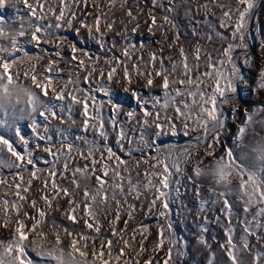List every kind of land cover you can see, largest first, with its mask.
Listing matches in <instances>:
<instances>
[{
  "label": "snow or ice",
  "instance_id": "1",
  "mask_svg": "<svg viewBox=\"0 0 264 264\" xmlns=\"http://www.w3.org/2000/svg\"><path fill=\"white\" fill-rule=\"evenodd\" d=\"M112 2L114 3V0ZM151 4L153 8H165L167 13L176 11V0H168V6L161 3V0H151ZM6 5L15 9L16 12H20L22 6L26 10V15L18 17V28L7 25L4 16L0 15V112L4 116L0 119V128L14 129L16 137L23 145V152L17 150L15 141L0 134V168L17 169L15 176L19 177L18 180L14 178L11 183L0 178V185L6 186L9 191H14L15 197L13 199L7 196L0 197V227L11 229L8 239H0V264H37L33 254L43 259L46 264H140V261L129 251L135 240L136 229H133V235L125 238L128 220H124V228H117L116 225L122 218V211L127 213L129 219L134 218L136 205L130 203V200H140L141 196L146 197L149 194L152 199L148 202L147 211L151 213L159 202L158 215L166 221V225L158 226V239L153 251L163 250L165 243L169 247L163 261L153 262L152 258H149L144 261V264H179V258L187 254L186 241L184 245H181L180 238L173 230L170 205L175 203L181 195L180 184L185 179L186 171L182 163H186L194 155L193 148L200 147L205 148L204 156L215 158L203 168L200 167L204 163L203 159L198 160L193 167V174L186 178L196 184L195 194L200 197L201 186L196 182L202 176L211 177L214 186H210L208 190L215 196L211 204H222L221 211L226 217L223 223L225 239L219 245L222 253L219 260L217 252L212 249L205 235L208 232L207 217L197 226L199 230L197 242L208 250L206 264H247L243 259L245 254L252 255L251 264H261L264 260V243H262L264 242V136H261L251 146L244 144V138L249 129H254L256 124L264 125V120L256 119L264 113V104L258 105L251 112L247 108L243 109V123L238 124L233 137L236 148H247L248 152L241 151V155L237 157L235 149L225 147L222 155L218 157L215 155V145L223 146L221 138L227 135V121L229 118L233 121L239 119L237 107H233L230 113L225 109V105L238 101V85L244 79L232 54L237 47L247 49V33L251 22L255 19L258 0H236L234 5L221 3L220 0H207L206 3L196 5L197 11L203 10L205 13L204 23L207 22L208 15L212 13L213 8H220L222 15L219 18V26L232 29L231 39L220 56L213 59L211 54H206L208 58L205 64L210 71H199L202 54L199 44L192 53L193 63L189 62V54L182 45L179 47L180 59L178 61L173 60L172 57L167 58L171 61L170 66L166 65L165 59L158 57L156 52L151 53L145 66L150 65L152 70L146 73L138 70L139 75L146 76L144 86L149 89L156 86L154 85L155 78H162L158 87L163 91V99L153 96L151 110L148 108L149 99L142 98L138 91L131 89L130 72L127 67L124 68L123 78L126 81L124 91H132L143 115L142 121H138L142 125L139 141L129 139L123 126L116 131L117 146L126 154L127 159L117 155L107 143L109 133L100 115L103 105L93 103L95 115L88 117V102L94 101L95 97L89 91H84L82 97L75 95L74 93L82 91L78 86L74 87L71 92L68 91V84H79V75L74 79L70 78L63 85H60L59 80L54 84V78L49 73L58 74L63 71L58 67V61L49 58L43 69L37 71V65L31 63L32 57L28 55L24 47L25 43H34L36 46H40L42 42L52 43L57 48L55 56L62 58L60 49L65 46L68 37L59 36L58 43L53 37L65 28L72 29L74 24H79V27L74 29L77 36L82 34V29H87L88 38L95 40L103 47L102 34L93 35V29L88 24V16L91 12L85 11L87 0H72L71 4L66 0H43V2L42 0H0V9H5ZM77 9L83 12L82 17L77 15ZM96 10L99 11L98 6ZM185 14L191 15V8L187 9ZM127 15L133 20L136 19L131 9H128ZM148 16L151 21L149 26V31H151L158 22L154 12L149 11ZM100 21L101 16L97 15L95 18L96 33H101ZM163 21L177 27L168 15H164ZM114 23L107 24L109 31L113 29ZM195 23H202V21L197 20ZM133 31L136 29L134 28ZM192 31L194 35L199 34L195 25ZM216 35L222 41L229 39L220 32H216ZM24 37L28 39L22 43L21 38ZM211 39L212 37L209 36V40ZM179 40L180 34L177 32L172 46L178 44ZM236 40H239V43H233ZM67 47L70 51V58L67 62L78 61L77 66L86 72L84 82H89L97 69L96 67L87 68L86 63L91 60L93 64H96L99 58L92 57L87 51L78 48L77 43H68ZM261 47L264 49V42ZM78 52H82L83 56H78ZM18 53H23L29 63V68L23 73L12 71L17 64ZM122 55L130 59L127 47ZM106 63H111V61H106ZM247 63L249 61L246 59L245 64ZM99 71L103 77V69ZM116 71V66H112L107 75L109 81L113 79ZM22 76L30 80V84L20 83ZM34 89H38L39 92ZM98 90L104 92L105 95H110L107 88L100 87ZM255 90L257 94L264 90V69L259 71ZM41 95L48 97V101L42 99ZM22 98L27 107L17 110L16 105L21 103ZM13 99L15 104L12 103ZM52 100H68L69 115L74 105H82L84 115L88 117L84 121V128L87 130L90 126L98 131L99 137L104 141L103 149L97 141L87 139L84 140L86 155L83 150L71 143L58 147L55 152L51 145L42 146L39 143L30 149V142L21 135L17 121L26 115L31 120V127L35 132L39 127L35 119L37 113L45 120L59 118L54 109L60 107V111L63 112L65 108L52 104L50 102ZM108 103L111 104L114 113L119 114L121 105L113 103L111 99ZM9 106L12 109L11 119H9ZM169 108L173 109L175 116L167 114ZM17 111L20 113L19 116L16 115ZM162 112L164 113L163 119H161ZM135 115L133 111L127 113L129 119L135 118ZM177 118L181 120L185 135H189L190 131L200 132L202 130V134L195 136L194 143L178 150L173 145L161 147L154 141L149 142L145 134L147 128L154 127L157 130L154 135L157 137L163 134L165 126L175 134L177 129L174 120ZM89 120L95 122L89 125ZM61 122L63 123V120ZM117 123L113 117L111 119L113 130H116ZM209 136L212 137L211 143H208ZM37 138L47 141L52 139L50 136L40 135L39 132H37ZM125 142L127 147H125ZM74 149L83 159L90 160L91 164L70 169L68 158ZM146 149L153 150L154 155H145ZM37 150L47 153L53 159L49 161L44 157L35 156L34 153ZM97 153H99L98 156ZM134 153H140V157H136ZM249 154L254 163L251 165L242 163L248 159ZM62 156L64 160L61 169L58 168V164ZM40 160H43L49 167L46 169L38 167ZM149 161L153 162L149 163ZM28 166H31L30 178L24 181L21 173L28 171ZM44 171L48 172V176L44 178L43 184L37 191L43 193L39 199L43 200L47 207L37 208V199L29 201L27 196L21 193H29L32 190L33 179H39L37 174ZM69 172L70 175H67ZM133 172L136 173L135 177H133ZM178 174L180 179H174ZM57 175L61 180H68L69 183L67 185L58 183ZM93 177L95 185L91 183ZM234 181H236L235 187ZM49 187L54 195L46 192ZM81 188H83L82 194ZM231 196H235L236 201L230 200ZM58 198H67V204L63 209L59 205ZM54 200L57 201L56 207H53ZM181 203L183 204L182 201ZM208 204V199L201 198L199 212H204ZM29 208L33 211L30 212ZM238 208L239 211H237ZM54 211H61L64 219L57 220L53 217L51 213ZM113 211L115 212L114 218L109 221L107 230L102 232L101 215L107 216ZM233 216L237 217L235 221ZM64 220L70 222V225ZM81 222L83 227H76ZM216 222L221 223L220 216L216 217ZM141 227L144 231H148L146 225H141ZM237 227L241 229L238 239L236 238ZM253 238L257 244H260V247L252 245ZM212 239L215 240L216 237L213 236ZM138 244L139 250L136 251V256L142 255L147 250L143 240ZM116 248L119 249L118 252L113 251Z\"/></svg>",
  "mask_w": 264,
  "mask_h": 264
},
{
  "label": "rangeland",
  "instance_id": "2",
  "mask_svg": "<svg viewBox=\"0 0 264 264\" xmlns=\"http://www.w3.org/2000/svg\"><path fill=\"white\" fill-rule=\"evenodd\" d=\"M43 2V0H42ZM67 3L71 4L72 0H66ZM207 0H176V11L172 13L165 12V8H153L151 4V0H87V7L85 11L91 12V15L88 16V20L94 22L93 31H95V18L97 15L101 16L100 28L102 39L104 40V46L101 47L96 43L95 40L91 41V45H87L84 47L83 45L81 49L87 51L89 55L92 57H98L99 60L96 64H93L91 60L87 61L86 67L92 68L96 67L97 71L92 74L89 82H84V76L86 72L80 69L78 65V61H72L68 63L67 61L70 58V51L67 47L68 43H74L75 34L74 29L79 27V24H74L72 29H63L58 32L53 39H57L59 36H67L68 41L65 43V46L60 49L62 51V58L58 57V67L63 69L62 72L49 73L54 78V84L57 80H59L60 85H63L64 82L68 81L70 78L74 79L77 75H79V84H68V91L73 90L74 87L85 86V84L99 86L101 80H105V75H107L112 66H116L117 71L113 76V79L107 84L106 87L109 90L110 95H105L104 92L99 91L98 88H95L92 91H89L92 96L95 97L94 101H89V109H88V117L95 115V109L92 107L93 103L100 105L103 107L100 109V115L103 117L105 122V129L109 133L108 137V145L113 148V150L117 153V155L122 158L127 159V156L124 152L120 151L119 147L116 143V131L119 130L121 126L125 128V131L128 133V138L133 139L135 141H139L140 138V128L141 124L138 121H142L143 115L140 106L136 102V98L132 95V91L125 92L124 88L126 87V81L123 78L124 68L127 67L130 72L131 89L138 91L140 96L145 99H149L150 103L148 105L149 110H151V98L153 96L160 97L163 99V91L158 87V85L162 82V78L157 77L154 80L155 87L149 89L145 87L146 84V76H141L138 74L139 72H148L151 71V66L146 67V63L149 59L151 53L156 52L158 57H163L165 59V64L170 66L171 61L167 58L172 57L173 60H179V47L182 45L189 54V62L193 63L192 53L197 44H199L202 48V54L200 59V72L210 71L206 67L205 61L207 60L206 54H211L213 59L220 56L223 52V49L228 46V42L231 39L230 33L232 31L231 28H221L220 17L222 15V10L220 8H213L212 13H209L207 22L204 23L205 13L203 10H196L197 4L206 3ZM221 3H231L235 4L236 0H220ZM165 6H168V0H161ZM123 5V8H121ZM58 6V5H57ZM99 8V11L96 8ZM83 7V6H81ZM191 8V15H186V10ZM128 9H131L133 12V16L136 17L133 20L131 17L127 15ZM149 11L154 12L157 19V25L149 31L150 19L148 16ZM13 12V13H12ZM21 13V14H20ZM24 13V14H23ZM214 13V14H213ZM0 15H3L7 25L12 27H19L18 17L20 15H26V10L21 6V11L16 12L15 9H12L10 6L6 5L5 9H0ZM77 15L83 16V12L77 9ZM164 15H168L173 22L177 25V27H173L171 24H166L163 21ZM194 17V19H193ZM202 21V23H195V21ZM147 21V22H146ZM114 23V27L111 31L107 29L108 23ZM123 22V23H121ZM16 23V24H15ZM47 23V21H45ZM139 25V27H137ZM195 25L198 35L193 34V26ZM136 31H133V29ZM105 32V34L102 33ZM153 33L151 35V39L148 41L147 34ZM179 32L180 40L178 44L173 45V41L175 39V34ZM216 32L223 33L225 37L229 39L221 40ZM117 33H121L118 35ZM100 33L93 32V35H101ZM74 38H73V37ZM141 36V37H140ZM144 36V37H143ZM209 36L212 37L209 40ZM146 38L145 40H141L139 38ZM86 38V35H85ZM85 38L83 40H85ZM28 37L21 38V42L26 41ZM142 42H141V41ZM73 41V42H72ZM79 43L82 41L79 40ZM86 42V41H85ZM145 44H144V43ZM264 42V0H258V7L255 9V19L253 20L252 26H250L249 31L247 33V49L243 47L235 48L233 52V59L235 61V57L239 51L238 63L239 66L242 67L240 69L241 75L244 77L243 80L239 82L238 85V101L234 102L230 105H225V109L227 112H231L233 107L238 108V116L239 119L233 121L231 118L227 121V135L222 136L223 146L221 144L215 145L216 148V157L223 154L225 147H232L235 149L236 156L239 157L241 155V151L248 152V149H237L236 145L233 143V137L236 134L238 124L243 123V109L247 108L250 112L260 104H264V90H261L258 94L255 90V83L258 79V74L261 69H264V49H262L261 44ZM233 43H239V40L233 41ZM45 43H41L40 46H36L34 43L32 44H24L25 50L27 53L35 51L37 48L44 47ZM134 46V47H133ZM248 46L250 49L248 50ZM128 48L130 53V59L122 55L125 48ZM31 50V51H30ZM23 55V53H18L17 57ZM37 55V54H34ZM78 56H83L82 52L77 53ZM16 57V58H17ZM56 57V56H55ZM36 59V58H35ZM248 60L249 63L245 64V60ZM36 61V60H35ZM31 60V63L35 62ZM106 61H111V63H106ZM48 63V60L42 58L35 62L37 65V71L43 69V67ZM237 64V63H236ZM138 66V68L136 67ZM158 66V65H157ZM17 68V69H16ZM103 69L104 76L101 77L100 69ZM20 67H14L12 71H19ZM20 83L22 84H30V80H26L21 77ZM211 83V81H209ZM105 82L101 84L104 87ZM105 88V87H104ZM39 92L38 89H34ZM59 90V88L57 89ZM78 96H83V92H80ZM41 98L45 100L48 97H44L41 95ZM112 100L113 103L121 105V109L119 114L114 113L112 110L111 104L108 103L109 100ZM46 101V100H45ZM54 105H60L65 108V111L61 112L60 107H56L54 110L57 112L58 117L56 119L45 120L44 117H41L38 113L35 115V119L39 127L34 132L31 127V120L25 115L23 119H19L17 124L21 130V135L30 142V149L34 147L36 143L44 145H51L53 151L55 152L58 147L62 145H66L68 143L73 144L75 147L80 148L84 151L85 155L87 154V149L84 143V140L88 141H97L101 149H103L104 141L99 137L98 131L93 130L90 126L87 130L83 129V121L88 119L84 115L83 106L82 105H74L69 115L67 111L68 100L65 101H50ZM15 104V100L12 101ZM57 103V104H56ZM91 106V107H90ZM27 107L24 99L19 105H16L17 110L19 108ZM81 108L79 111L78 109ZM9 119L12 116V109L9 106ZM129 111L135 112V118L129 119L127 117V113ZM81 112V113H80ZM167 114L169 116H175L172 108L168 109ZM16 115L19 116L20 113L17 111ZM164 113H161V119H163ZM115 117L117 120L116 130H113L111 126V119ZM3 113L0 112V119H3ZM151 120V117H149ZM257 120H264V113H261L256 118ZM63 120V123L61 122ZM68 121V122H67ZM74 121V122H73ZM178 123H181L179 118L175 119ZM174 121V123H175ZM72 122V123H71ZM95 121L89 120V125L94 123ZM191 123V121H189ZM73 124V125H72ZM81 127V128H80ZM163 137L167 134L168 138H164L165 140L160 142L161 147H165L168 145L176 146L178 150H182L185 146L190 143H194L195 136L197 134H202V130L200 132H191L189 135H185L184 127L181 130H177L175 134L168 130L167 126H165ZM45 128H47V132H45ZM152 128V130H150ZM154 127H149L146 129V136L149 142H152V137L154 136V131H157ZM168 132H165L167 131ZM37 132L40 135L50 136L51 141L47 140H38ZM0 134H3L6 138H10L15 141V147L17 150L23 152V145L19 141V138L16 137L14 129L9 130L7 128H0ZM161 135V136H162ZM261 136H264V125L256 124L254 129H249L245 138V145H254L257 140L260 139ZM162 137V138H163ZM179 139H178V138ZM160 138V137H159ZM174 139V140H173ZM175 142V143H174ZM190 142V143H187ZM212 142V137L209 136L208 143ZM159 144V142H158ZM127 143L125 142V147H127ZM65 152L67 151L66 147L64 148ZM194 155L191 159L187 160L186 163H182V167L186 169L184 176L185 179L181 181L180 184V197L176 200L175 203L170 205L171 208V219L173 221V230L178 238H180L181 245H184L186 241V251L187 254L179 258V264H206L208 258V250L205 249L202 245L197 242V234H198V225L203 222L204 218L207 217V227L208 232L205 234L208 237V243L211 244L212 249L217 252L218 260L222 256L220 250V242H222L224 237V227L223 223L226 221V217L223 215L221 209L222 204L217 203L215 205L211 204V201L215 199V196L209 192V187L214 186L211 177L202 176L196 182L201 186L200 197H197L195 194L196 184L187 180V176L193 174V167L196 165V162L200 159H203L204 163L200 165V167H205V165L209 164L215 157L204 156L205 148H193L192 149ZM123 153V154H122ZM153 154L145 155L151 156ZM198 153V154H195ZM37 157H44L45 159L51 161L53 158L49 156L47 153L43 151L37 150L35 153ZM5 155H8L5 153ZM99 153H97V156ZM136 157H140V153H134ZM64 157H61V162L58 164V168L62 169ZM68 162L70 165V169L77 166H84L85 164H91L90 160H85L82 156L75 151H72L71 156L68 158ZM134 163V161H131ZM153 161H149L152 163ZM245 164H253L254 161L252 159L251 154L247 160L242 161ZM43 160L38 162V167L40 168H48V165H44ZM99 168L100 165L98 164ZM28 171H23L21 174L23 175L24 181H27L30 178V169L31 166H28ZM17 169H8V168H0V178L7 180L9 183L13 181V179H19L18 176H15ZM25 175V176H24ZM39 179H33L32 182V190L29 193H21L22 195H26L28 200L37 199L38 204L37 208H46L47 205L43 200H40L39 197L43 194L40 191H37L38 188L43 184V180L48 176V172L44 171L37 174ZM70 175V172L67 174ZM136 173L133 172V177H135ZM142 178V175H141ZM57 182L67 185L69 183L68 180H61L59 175L56 177ZM174 179H180L179 174L174 177ZM91 183L95 185V178H92ZM234 187L236 186V181L233 182ZM3 189V190H2ZM83 188H81L80 192L82 194ZM46 192L49 195H54L53 190L49 187L46 189ZM7 196L9 199H13L14 191H9L6 186L0 185V197ZM201 198L208 199L209 204L206 205V210L204 212H199V200ZM152 199V196L149 194L146 197L141 196L140 200H130V203H134L136 205V210L134 212V218L129 219L126 212L122 211V218L119 222H117V228H124V220H128L127 224V233L125 234V238L133 235V229H136L135 240L130 246V254L134 256L137 260L140 261V264H144L145 260L152 258L153 262L156 260L163 261L166 257L167 249L169 245L165 243L163 245V250L153 251V248L157 242V232L159 225H166V221L164 218L159 217L158 212L160 210V203L157 202L156 207L152 209V212L149 213L147 211L148 202ZM230 200L236 201L235 196L229 197ZM62 201V202H61ZM183 202V204L181 203ZM59 205L61 209H63L67 204V198H58ZM57 201H53V207H56ZM143 205V207H141ZM126 207V206H125ZM114 208V202H113ZM255 209H253L254 211ZM29 211L32 212L33 209L29 208ZM239 211V208L237 209ZM53 217L57 220L64 219L61 211H54L51 213ZM115 212L113 211L111 214L105 216L101 215V223H102V232H105L108 228V223L110 220L114 218ZM221 217V223L216 222V217ZM236 216H233V220H236ZM66 224L70 225V222L64 220ZM141 225H146L148 231H144V228ZM14 227V226H11ZM76 227H83L82 222ZM3 228V227H0ZM4 229V228H3ZM47 227H45V231H47ZM241 234L240 227H237L236 238H239ZM167 235V233H166ZM215 236L216 239H212ZM31 238V237H30ZM51 238V237H50ZM143 240L145 248L147 249L140 256H136V251L139 250L138 242ZM99 243V241H97ZM264 243V242H262ZM252 245L255 247H260V244H257L255 239H252ZM114 252H118L119 249L116 248L113 250ZM175 256V253H173ZM33 258L37 261V264H46V262L38 257H35L33 254ZM243 259L247 262V264H251L252 255L245 254ZM261 264H264V260H262Z\"/></svg>",
  "mask_w": 264,
  "mask_h": 264
},
{
  "label": "bare ground",
  "instance_id": "3",
  "mask_svg": "<svg viewBox=\"0 0 264 264\" xmlns=\"http://www.w3.org/2000/svg\"><path fill=\"white\" fill-rule=\"evenodd\" d=\"M13 13V12H12ZM21 14V13H20ZM24 14V13H23ZM16 24V23H15ZM88 24L93 28V24H94V22L92 23V21H89L88 20ZM77 27V26H76ZM95 28V27H94ZM95 30V29H94ZM93 32H95V31H93ZM74 34H75V40H77V41H75L74 43H77V46H78V48H82V46L81 45H83L84 47H86L87 45H91L92 43H91V39H89L88 38V32H87V29H82V34L81 35H79V36H77L76 35V33H75V31L73 32ZM102 33L103 34H105V32H103L102 31ZM101 34V33H100ZM85 35H86V38H85ZM151 35H153V33L151 32V33H149V34H147L146 35V37H148V41L149 40H152L151 39ZM73 37V36H72ZM141 37V36H140ZM144 37V36H143ZM139 38V39H141V40H145L146 38ZM74 38V37H73ZM85 38V40H83ZM54 40H56L57 41V43L59 42L58 41V39H54ZM79 40H81L82 42L81 43H79L78 41ZM140 40V41H141ZM86 41V42H85ZM73 42V41H72ZM142 42V41H141ZM145 42H146V40H145ZM144 43V42H143ZM145 44V43H144ZM44 45V44H43ZM46 49V51H43V50H45ZM31 51V50H30ZM57 51V48L52 44V43H45V45H44V47H42V48H37L35 51H33V52H29L28 53V55L30 56V57H32V61L34 60H36L35 62H37L38 60H41L42 58H45V60L47 59H49V58H52V59H56L57 60V58L58 57H55V52ZM34 54H37V55H34ZM36 58V59H35ZM17 64L15 65V67H20L21 68V70H20V72L21 73H23L24 71H26L28 68H29V63H28V61H27V58L26 57H24L23 55H21L20 57L18 56L17 58ZM34 62V63H35ZM14 69V68H13ZM17 69V68H16ZM108 75V74H107ZM107 75H105V80H101V81H103V82H100L98 85L99 86H95V85H88V84H85V86H80L79 88L82 90L81 92H84V91H92V90H94L95 88H100V87H102L101 86V84L102 83H106V84H104L105 86V88L108 86L107 84H109V80L107 79ZM88 83H90V82H88ZM27 85V84H26ZM96 90V89H95ZM72 91V89L69 91V92H71ZM75 95H79L80 93H74ZM48 99L49 98H45V100L46 101H48ZM91 107V106H90ZM79 111L81 110V108H79L78 109ZM81 113V112H80ZM68 122V121H67ZM72 123V122H71ZM73 125V124H72ZM81 128V127H80ZM163 135L162 136H160V138L158 137V139H155V144L156 145H158V143H156V142H158V140L160 141V142H162L163 140H165L164 138H168V135L166 134L163 138ZM178 138V137H177ZM179 139V138H178ZM174 140V139H173ZM160 146V145H159ZM148 151H150L151 153L150 154H153L152 152H154L153 150H148ZM123 154V153H122ZM45 165V164H44ZM25 176V175H24ZM3 190V189H2ZM62 202V201H61ZM136 213V212H135ZM10 228H0V239H8L9 238V232H10Z\"/></svg>",
  "mask_w": 264,
  "mask_h": 264
},
{
  "label": "built area",
  "instance_id": "4",
  "mask_svg": "<svg viewBox=\"0 0 264 264\" xmlns=\"http://www.w3.org/2000/svg\"><path fill=\"white\" fill-rule=\"evenodd\" d=\"M175 121V120H174ZM175 125H176V129L179 131V130H181V128L183 127V125L180 123V122H176L175 121ZM166 128V127H165ZM168 128V127H167ZM150 130H152V128H150ZM164 132V131H163ZM165 132H168V130L167 131H165ZM169 133V132H168ZM160 137V136H159ZM155 139V138H154ZM155 142V141H154ZM148 150H150V149H148ZM148 150H146L148 153H149V151Z\"/></svg>",
  "mask_w": 264,
  "mask_h": 264
},
{
  "label": "water",
  "instance_id": "5",
  "mask_svg": "<svg viewBox=\"0 0 264 264\" xmlns=\"http://www.w3.org/2000/svg\"><path fill=\"white\" fill-rule=\"evenodd\" d=\"M252 24H253V21L251 22V24H250V26H252ZM250 26H249V28H250ZM250 49V47L248 46V50ZM239 51H238V53H237V55H236V57H235V62L237 63V65L239 66V63H238V56H239ZM240 67V69H242V67L241 66H239Z\"/></svg>",
  "mask_w": 264,
  "mask_h": 264
}]
</instances>
